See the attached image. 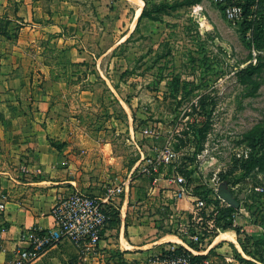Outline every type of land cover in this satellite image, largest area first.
<instances>
[{"label":"rangeland","instance_id":"1","mask_svg":"<svg viewBox=\"0 0 264 264\" xmlns=\"http://www.w3.org/2000/svg\"><path fill=\"white\" fill-rule=\"evenodd\" d=\"M75 1L86 7L85 34L97 52L131 30L137 7L131 0ZM94 36L101 38L94 43ZM114 52L102 65L111 67L132 106H120L98 77L91 84L101 104L84 109L87 123L116 131L103 141L116 169L112 182L125 179L148 148L142 128L162 125L196 192L206 193L218 175L240 201L236 211H222V223L236 214L235 225L222 230L235 237L218 235L206 251L210 264H264V22L259 28L230 22L213 0H147L139 29ZM133 181L138 191L150 182Z\"/></svg>","mask_w":264,"mask_h":264},{"label":"crops","instance_id":"2","mask_svg":"<svg viewBox=\"0 0 264 264\" xmlns=\"http://www.w3.org/2000/svg\"><path fill=\"white\" fill-rule=\"evenodd\" d=\"M144 7L145 1L141 13ZM141 13L129 32L97 52L88 45L80 2L0 0V201L7 204L0 262L28 245L24 231L56 227L59 197L74 191L102 196L116 177L110 143L103 142L107 131H116L87 123L84 109L101 104L91 84L98 77L120 106H132L102 62L134 32ZM133 182L108 204L111 218L95 249L64 238L30 264H149L153 249L179 241L165 225L162 197L152 194L149 181L142 191Z\"/></svg>","mask_w":264,"mask_h":264},{"label":"built area","instance_id":"3","mask_svg":"<svg viewBox=\"0 0 264 264\" xmlns=\"http://www.w3.org/2000/svg\"><path fill=\"white\" fill-rule=\"evenodd\" d=\"M213 1L221 6L230 22L241 23L245 19L255 22L259 18L261 0ZM142 134L151 142L146 150L141 151V156L125 179L107 183L102 196L74 191L59 197L53 207L56 227L48 230L34 227L24 231L21 237L28 245L18 248L11 259L0 264H30L48 246L64 238L95 249L111 218L108 204L125 193L135 177L150 179L152 194L162 197L165 225L179 238V241H170L153 249L148 255L149 264H210L206 256L195 258V255H206L225 229L220 217L230 204L218 192L221 184L219 176L209 179L206 193L196 192L181 171L178 164L180 152L173 139L163 138L162 125L149 123L142 128ZM6 210V202L0 201V219ZM236 221L234 213V225ZM180 247L183 249L180 250ZM2 250L0 234V252Z\"/></svg>","mask_w":264,"mask_h":264},{"label":"trees","instance_id":"4","mask_svg":"<svg viewBox=\"0 0 264 264\" xmlns=\"http://www.w3.org/2000/svg\"><path fill=\"white\" fill-rule=\"evenodd\" d=\"M262 1H263V3H262ZM262 3V4H261ZM261 3H260V10H259V18L257 19V20H255V22L254 21H251V20H249V19H245V20H243L242 22H241V24H245L247 27L249 26H255V25H258V28L260 27V25H263V22H264V0H261ZM247 7H248V5H247ZM147 15V0H146V5H145V7H144V9H143V11H142V13H141V16H140V18H139V21H138V24H137V26H136V29L134 30V32L130 35V37L125 41V42H128V41H130L131 40V38L133 37V35L135 34V32L139 29V27H140V24H141V21H142V19L145 17ZM55 145H57L58 147H61L62 146V143H58L57 141H52ZM227 211H229L230 213H232V212H234V211H236V208H234V207H232V206H230V207H228L227 208ZM221 218V217H220ZM222 221V220H221ZM220 221V222H221ZM223 224V227L224 228H227V227H229V226H231L232 224H233V222H232V220L230 219V220H227L225 223H222ZM235 246V245H234ZM243 246V249L247 252V253H250L251 254V250H249L248 249V247H247V245H245V244H243L242 245ZM183 249V247H180V250H182ZM235 249H236V254H238V256L240 257V259H242V260H244L245 262H250V260L249 259H246V258H244V257H242L241 256V252L235 247ZM212 250V249H211ZM205 256H207V255H204V254H202V255H195V258H202V257H205ZM262 261H263V259H262Z\"/></svg>","mask_w":264,"mask_h":264},{"label":"water","instance_id":"5","mask_svg":"<svg viewBox=\"0 0 264 264\" xmlns=\"http://www.w3.org/2000/svg\"><path fill=\"white\" fill-rule=\"evenodd\" d=\"M218 192L220 196L230 204V206L234 208L240 207V201L236 198L232 190L227 187V183H221Z\"/></svg>","mask_w":264,"mask_h":264},{"label":"bare ground","instance_id":"6","mask_svg":"<svg viewBox=\"0 0 264 264\" xmlns=\"http://www.w3.org/2000/svg\"><path fill=\"white\" fill-rule=\"evenodd\" d=\"M133 3H135L137 5V11H136V15H135V18H134V21H133V26L135 25L136 23V20L137 18L139 17L140 13H141V10H142V6L144 5V0H131ZM221 235V234H220ZM222 237H230V238H234L235 236L230 234V232H225L223 233L219 238H222ZM167 238H174V237H167ZM166 238V239H167ZM175 241H178V239L176 238Z\"/></svg>","mask_w":264,"mask_h":264}]
</instances>
